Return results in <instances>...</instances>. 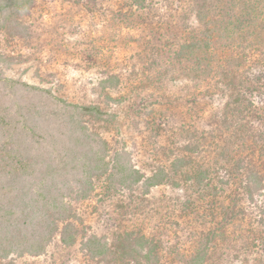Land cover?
Masks as SVG:
<instances>
[{"label":"trees","instance_id":"obj_1","mask_svg":"<svg viewBox=\"0 0 264 264\" xmlns=\"http://www.w3.org/2000/svg\"><path fill=\"white\" fill-rule=\"evenodd\" d=\"M38 1L0 0V32L26 39L22 18H29ZM118 2L117 12L128 21L157 12L151 0ZM159 8L177 13L166 29H142L150 38L141 39L147 41L146 62L135 81L156 91L137 95L132 115L147 109V125L159 130L169 123L161 118L164 110L199 106L193 120L167 136L161 159L172 155V171L186 172L195 204L185 201L178 216L190 221H175L179 236L166 255L156 232L148 238L141 230L118 231L111 241L83 234L75 204L98 197L99 189L113 196L115 188L141 186L148 194L167 184L168 171L159 167L148 176L136 169L96 126L113 123L116 115L6 76L12 59L0 53V264H217L220 254L234 258L224 261L233 264L238 255L229 256L237 247L225 234L243 226L248 235H241L240 251H264V0H165ZM173 73L201 82L203 92L186 93L183 100L171 95ZM123 80L108 74L98 84L107 91ZM104 99L106 106L125 100L108 93ZM215 102L221 105L206 107ZM155 111L161 112L158 118ZM220 196L228 203L218 204ZM182 235L194 240L186 246Z\"/></svg>","mask_w":264,"mask_h":264},{"label":"rangeland","instance_id":"obj_2","mask_svg":"<svg viewBox=\"0 0 264 264\" xmlns=\"http://www.w3.org/2000/svg\"><path fill=\"white\" fill-rule=\"evenodd\" d=\"M118 1L39 0L29 18H22V22L29 28L28 37L8 39L0 32V53L12 59V66L5 72L6 76L44 88L50 87L70 102L99 105L107 113L116 115L113 123L96 126L101 127L98 130L105 138L112 141L110 143L128 153L131 164L136 169L148 176L160 170L159 167L165 172L168 171L167 184L152 188L148 194L143 193L141 186H137L133 191L115 188L117 193L113 196L105 193L104 189H99L98 197L94 195L89 201L73 206L77 217L81 220V229L84 228V231L81 230L83 234L93 233L111 241L112 235L118 231L141 230V234L148 238L156 232L159 241L161 240L162 245L165 244L164 248H167L166 255L167 250L179 236L174 226L175 221H180L182 224L190 221L186 216L181 218L178 216L180 207L187 200H190L194 206L195 199L190 197L188 182L185 181L186 172L172 171L169 160L172 155L169 154L167 156L169 158L161 159L166 156L164 151H167L168 147L167 136L177 131L179 126L193 120L197 115V109L200 108L194 103V106L189 104L183 106L184 104L181 103L171 110H164L162 114L164 117L161 118H165L164 122L169 119V123L159 130H155L154 123L147 125L148 120L151 119L148 117L147 109L141 115H132L131 105L136 96L144 95L145 92L154 94L156 91L153 87L145 90L136 82L141 78L139 72L146 62L143 47L147 41L141 39L150 38L149 34L143 31L145 28L148 30L153 28L155 31L166 29L168 18L177 12L167 11L166 7L160 9L159 6H162L165 0H151L152 3H157L156 14L151 15L148 12L140 18L142 19L140 22L134 21L133 18L128 21L130 18L125 20L117 12L116 5L120 3ZM177 33L179 36L184 35L181 30ZM138 41H141V45H137ZM134 72L135 75H132ZM108 74L119 75L124 79L123 83L116 89L102 91L98 83ZM168 77L176 78L175 81L168 83V92L171 95L175 94V97L181 100H183L182 95L186 93H199L204 90L201 82L200 85H194L177 73ZM157 92L161 94L160 90ZM106 93L112 98L121 96L125 100L122 104L111 103L106 106L104 99ZM200 104L202 107L205 102L203 104L201 101ZM219 105L220 102L207 103L206 107ZM155 114L158 118L161 112L155 111ZM173 117L177 121L172 119ZM203 158L204 161H209ZM159 163H162V166H159ZM219 198L221 202L218 204L228 203L223 196ZM99 199L102 200L98 201ZM190 203H187V206ZM247 230L243 226L235 230L229 227L226 231L227 242H234L237 247L229 257L238 255L233 264H243L244 259L247 260L246 264H264V251L246 252L243 249L240 251L245 244L241 235L247 236ZM180 237L186 246L194 240L189 241L185 235ZM54 251L55 249L50 250V252ZM215 259L217 264H226L225 260L234 258L223 259L220 254V256L215 255ZM19 262L17 261L16 264Z\"/></svg>","mask_w":264,"mask_h":264}]
</instances>
